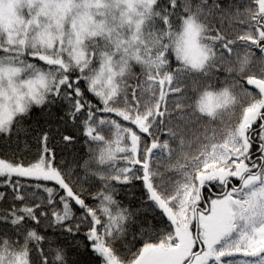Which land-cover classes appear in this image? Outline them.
<instances>
[{
  "label": "snow or ice",
  "instance_id": "obj_1",
  "mask_svg": "<svg viewBox=\"0 0 264 264\" xmlns=\"http://www.w3.org/2000/svg\"><path fill=\"white\" fill-rule=\"evenodd\" d=\"M14 129L0 264H264V0H0Z\"/></svg>",
  "mask_w": 264,
  "mask_h": 264
},
{
  "label": "trees",
  "instance_id": "obj_2",
  "mask_svg": "<svg viewBox=\"0 0 264 264\" xmlns=\"http://www.w3.org/2000/svg\"><path fill=\"white\" fill-rule=\"evenodd\" d=\"M225 3H228L229 0H224ZM232 2H235V0H232ZM27 11V9H25V12ZM217 27H219V22L217 21ZM224 28L231 34L232 33V29L229 28L227 21H225L224 23ZM242 51V50H241ZM257 54H259L257 52ZM171 60L173 61L172 63V67L175 68L177 65L175 63V57L174 54L171 57ZM139 66H135L134 67V71L139 72ZM225 74L221 73V78H223ZM251 87V86H249ZM36 120H40L41 123L43 122L42 117H41V113L40 110L38 108H34V110L31 113V117L30 118H26L21 125H17V126H22L27 128L29 125H34V122ZM107 135V133H106ZM167 138V134L163 133L161 134V140L166 139ZM19 143L17 142V135L15 132V129L13 130V133L11 134V136L5 135V134H0V157H5V158H13V154H15V158L19 159L21 157L24 158L25 162L27 163L28 161H30L32 159V155L30 153L35 151L36 148V144L35 141L32 137V135H28L25 136L23 133H21L20 137H19ZM25 141L28 144V149H25ZM150 143V141H149ZM86 149L84 148H80V159L81 162H83L84 159H86V155H85ZM57 164L60 163V161L64 158L62 155L59 154V149L57 150ZM163 171V169H161ZM78 175L80 177H83L84 173L83 171H79ZM24 179V178H22ZM27 183L29 184H33L36 183V181L32 180V179H27L26 180ZM74 184V187L76 188L77 191H83V195L84 197L87 199V202L89 204H93L95 203V201H93L90 197L91 194L98 191L100 185L94 180V179H89L88 181H83L81 180L80 182H76L75 178H73V181H70ZM45 184H47V186L52 187V186H56L55 182H43ZM58 187V186H57ZM5 189L0 188V191H4ZM217 191H219V189H217ZM139 191H137V195L139 196ZM205 196H207V191H205ZM117 199H120L122 201H124V203H127V200L125 199L123 193L121 195H119L117 197ZM11 206V202H10V198L9 199H5L3 201H0V210H4L7 209ZM19 206V204L17 205ZM76 211L77 216L80 215V211L79 208L77 206L76 209H74ZM151 218V217H150ZM155 225H156V231L157 233L159 232V230L163 229L164 231L168 230V221L166 217H163L162 215H160L159 213L156 214V218L154 221ZM31 226V225H30ZM40 231H43V226H41V228L39 229ZM87 229L86 228H82L81 229V233L85 232ZM49 235H51V232L49 231L48 233ZM131 238V237H130ZM158 238V235L157 237ZM79 239L84 240L83 235L81 234V236L79 237ZM143 241H139L136 244V248H139L140 246H142ZM45 247H47V245H45ZM70 256L74 258V254L70 253ZM95 264H99L98 261L95 262Z\"/></svg>",
  "mask_w": 264,
  "mask_h": 264
},
{
  "label": "rangeland",
  "instance_id": "obj_3",
  "mask_svg": "<svg viewBox=\"0 0 264 264\" xmlns=\"http://www.w3.org/2000/svg\"><path fill=\"white\" fill-rule=\"evenodd\" d=\"M235 258H237V259L240 258L239 254H237Z\"/></svg>",
  "mask_w": 264,
  "mask_h": 264
}]
</instances>
